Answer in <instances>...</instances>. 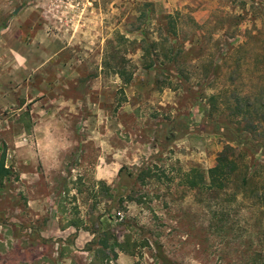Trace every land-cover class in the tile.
I'll return each mask as SVG.
<instances>
[{"label": "rangeland", "instance_id": "1", "mask_svg": "<svg viewBox=\"0 0 264 264\" xmlns=\"http://www.w3.org/2000/svg\"><path fill=\"white\" fill-rule=\"evenodd\" d=\"M3 60L0 264H264L260 191L202 187L264 164V0H0Z\"/></svg>", "mask_w": 264, "mask_h": 264}, {"label": "trees", "instance_id": "2", "mask_svg": "<svg viewBox=\"0 0 264 264\" xmlns=\"http://www.w3.org/2000/svg\"><path fill=\"white\" fill-rule=\"evenodd\" d=\"M125 82L129 84L132 80L131 74L124 71H119ZM215 98L213 97V100ZM239 137L240 135L237 134ZM6 155L0 157V182L10 174L9 168H6ZM207 180L203 183L202 187L214 194H227L229 191L234 190L238 195L246 198L248 191L255 188L260 191L256 195L255 206L264 209V164H252L245 161V157L241 151L228 146L225 151L219 156L217 163L214 167L208 170ZM258 179V182H255ZM255 182V184H254ZM188 185L191 188H201L193 177L188 180ZM77 230L81 228L82 224L73 222L71 224ZM130 238H126L124 242H120L115 237H108L107 234L98 242L103 250H110L113 258H117L118 250L134 256L135 250L132 249Z\"/></svg>", "mask_w": 264, "mask_h": 264}, {"label": "crops", "instance_id": "3", "mask_svg": "<svg viewBox=\"0 0 264 264\" xmlns=\"http://www.w3.org/2000/svg\"><path fill=\"white\" fill-rule=\"evenodd\" d=\"M13 53H15L14 49H13ZM15 81H16V62L14 60L1 61L0 62V111L1 110L5 111L16 104Z\"/></svg>", "mask_w": 264, "mask_h": 264}, {"label": "water", "instance_id": "4", "mask_svg": "<svg viewBox=\"0 0 264 264\" xmlns=\"http://www.w3.org/2000/svg\"><path fill=\"white\" fill-rule=\"evenodd\" d=\"M18 11H19V10H16L15 14H17V13H18Z\"/></svg>", "mask_w": 264, "mask_h": 264}]
</instances>
